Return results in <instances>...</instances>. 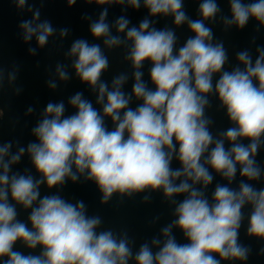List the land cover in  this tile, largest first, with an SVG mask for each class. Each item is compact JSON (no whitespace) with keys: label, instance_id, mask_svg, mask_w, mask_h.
Masks as SVG:
<instances>
[{"label":"clouds","instance_id":"obj_1","mask_svg":"<svg viewBox=\"0 0 264 264\" xmlns=\"http://www.w3.org/2000/svg\"><path fill=\"white\" fill-rule=\"evenodd\" d=\"M43 2L38 8L12 0L17 12L31 14L18 24L30 56L50 39L62 44L70 35L69 28L41 19ZM80 2L102 9L95 19L81 17L91 41L73 39L66 62H57L45 83L55 92L75 78L95 102L83 91L67 102L49 100L31 128L33 140L0 143V264H246L252 249L240 241L245 220L247 237L264 242V187L255 186L264 181L257 160L264 149V45L253 37L255 57L244 48L232 63L210 25L243 31L254 21L260 32L264 0H228V15L217 0H199L195 19L184 0ZM76 3L66 0L69 8ZM105 6H119L122 13L143 7L147 15L138 24L126 14L109 22ZM168 17L172 27H156L158 18ZM185 26L190 35L180 44L176 30ZM116 49H123L129 71L109 82L103 79L107 53ZM19 71L17 64L0 67V89L6 83L20 95ZM213 96L230 125L216 133L207 115ZM34 111L29 106L25 115ZM25 157L31 167L14 171ZM217 176L226 183H215L209 196ZM69 182L94 184L101 205L141 193H148L147 203L151 193H162L173 219L136 247L127 230L103 228L102 217L90 215L83 200L62 196ZM42 187L48 194H41ZM18 209L27 212L26 220L18 218Z\"/></svg>","mask_w":264,"mask_h":264},{"label":"water","instance_id":"obj_2","mask_svg":"<svg viewBox=\"0 0 264 264\" xmlns=\"http://www.w3.org/2000/svg\"><path fill=\"white\" fill-rule=\"evenodd\" d=\"M199 0H184L185 10L192 18H198L196 9ZM223 13L229 14L228 0H217ZM28 4L34 7H41V0H28ZM108 7V20L114 21L121 14H126L132 24H138L139 21L147 15V11L141 7L138 11L129 9L127 13H122L119 6ZM101 8L96 5H85L77 0L76 5L69 8L66 0H44L41 8V19H49L58 29L67 27L70 29V35L62 44L56 39L49 40L48 45L38 52L36 56L28 54V45L23 44L19 36L18 24L21 20L30 19L31 14L17 12L12 0H0V67L9 69L13 64L20 66L16 85L23 90L20 95H15L5 83L4 88L0 89V108L3 117L0 118V143L6 141H16L22 145H26L33 140L31 136V128L35 125L39 113L43 110L49 100L58 101L63 99L67 102L70 95L76 91H83L85 96L95 102V97L90 93L85 85L73 78L67 84H61L58 89L53 92L46 86V80L49 78V70H54L57 62L64 61V52L68 49L73 39L84 37L91 41L88 32V23L81 19L82 15L88 14L93 19L97 18ZM165 25L172 27V18H158L156 27L162 28ZM213 28L215 37L223 40L225 47L228 49L229 58L235 63V52L244 48L251 47L253 57H255V45L250 42L256 37V45H264V29L256 32V24L250 21L243 31H237L235 28L225 32L222 25L217 23L210 25ZM179 43L182 44L190 33L186 26L177 29ZM35 46V42H32ZM110 61L109 70L104 74L103 79L111 81L112 77L122 71H129V66L123 61V49H116L107 53ZM148 65H145V80L148 79ZM74 76V73H73ZM131 80L125 86V91H130ZM212 107L208 110L207 115L210 116L214 124L212 126L213 133L228 128L229 122L223 110L218 108L216 97H210ZM29 106L34 107L35 111L31 115H25ZM135 107V103L132 105ZM72 110L69 109V112ZM110 126V122H109ZM258 162L264 166V149L257 156ZM174 166H178L174 163ZM30 162L25 157L21 163L14 167V171H23L30 168ZM215 183H226L220 177H216L213 185L208 189V195L211 196ZM239 183V176L233 183L232 187H236ZM257 188L264 187V181L256 183ZM55 191V190H53ZM41 194H48L47 189L42 187ZM66 199L75 202V200H83L88 205L90 215H99L103 219V228H111L114 231L127 230L129 235L136 241V247L145 240H150L153 236L158 235L162 226L169 223L172 219V208L163 200L162 193H151L150 201L143 202V196L148 193H141L132 198L121 199L114 196L107 204H100V194L95 185L87 182L73 184L69 182L65 185L60 193ZM18 218L27 219V212L19 210ZM248 209H245L247 212ZM159 217L156 223L152 221ZM247 221L240 230V241L251 247V255L246 264H264V255H259V250L264 248V242L249 238L246 235ZM175 235L178 241L185 242L182 234L176 230ZM17 249L25 253L27 249L17 244ZM228 264V262H224Z\"/></svg>","mask_w":264,"mask_h":264},{"label":"rangeland","instance_id":"obj_3","mask_svg":"<svg viewBox=\"0 0 264 264\" xmlns=\"http://www.w3.org/2000/svg\"><path fill=\"white\" fill-rule=\"evenodd\" d=\"M0 111H2L1 108H0ZM2 117H3V116H2ZM2 117H0V118H2Z\"/></svg>","mask_w":264,"mask_h":264}]
</instances>
